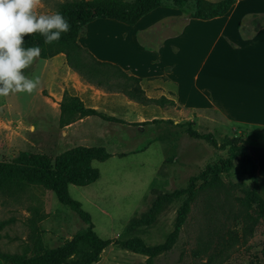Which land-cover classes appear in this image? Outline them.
Returning a JSON list of instances; mask_svg holds the SVG:
<instances>
[{"label": "rangeland", "instance_id": "obj_1", "mask_svg": "<svg viewBox=\"0 0 264 264\" xmlns=\"http://www.w3.org/2000/svg\"><path fill=\"white\" fill-rule=\"evenodd\" d=\"M64 1L68 0H38L37 11L57 12L58 3ZM165 7L152 17L162 18L161 21L143 29L142 41L158 45L162 37L181 33L195 10V1L181 8L168 1ZM253 20L256 19L250 17L245 21L243 32L248 35H252L261 24L258 20L253 23ZM86 27L80 31L81 44L80 36L84 35ZM106 27H112V30L104 29ZM90 28V35H95L105 48L109 45L107 36L124 29L107 22L93 23ZM212 43V39L207 41V47L198 51L192 74L198 62L209 55ZM59 56L64 58L67 67L65 54ZM225 56L224 52V59ZM50 60L38 57L24 70L29 76L39 77V84L32 93H10L0 97V160L12 161L21 151L43 153L54 160L62 152L78 145L105 146L112 156L106 161H93L100 170L99 179L86 186L71 184L69 187L71 196L82 202L83 209L91 216L93 229L103 239L126 240L138 236L152 246L165 243L175 229L178 209L185 196L161 203L154 219H150L157 197H171L169 194L175 190L188 187L191 177L198 176L209 165L222 167V185L212 191L199 192L178 239L169 250L150 258L111 243L92 264H205L210 253L222 248L224 254L216 257L215 264H264V218L249 229L239 204V198L252 188V182L243 171L239 158H233L231 165L227 166L228 147H220L228 138L243 137L241 126L226 123L219 112H185L174 103L163 107L157 104L142 107L144 104L139 103L135 110L138 122L152 116L171 121L128 125L113 120L110 109L106 107V110L93 108L97 113L84 115L63 126L60 114L65 93L62 87L65 70L59 62ZM210 60L211 57L208 68ZM79 76L84 84H90ZM143 83L141 80L142 88ZM153 89L158 90L152 86L151 92ZM78 96L87 106L82 96ZM188 128L202 133L212 132L219 146L190 136ZM201 183L197 180L195 185L199 187ZM259 192L264 197V192L260 189ZM34 207L48 213L37 224L43 243L49 249L68 244L89 227L77 211L59 201L54 191L31 185L18 198L0 194L1 251L21 253L32 243L30 224ZM205 244V251L197 256V251L205 248ZM78 249L75 254L67 255L65 260L74 262L88 257L87 245L81 242ZM221 258L225 259L220 262ZM0 264H5L2 257Z\"/></svg>", "mask_w": 264, "mask_h": 264}, {"label": "trees", "instance_id": "obj_2", "mask_svg": "<svg viewBox=\"0 0 264 264\" xmlns=\"http://www.w3.org/2000/svg\"><path fill=\"white\" fill-rule=\"evenodd\" d=\"M171 1L176 7H184L192 0H68L58 3L57 11L62 13L70 23V30L62 33L61 39L51 44H44L43 37L39 33L35 37H26L25 46L38 44L41 47L40 58L48 59L58 54H65L68 65L79 73L88 83L104 89L108 92L124 93L129 99L148 105L157 104L161 107L167 103H174L165 96L150 98L141 87V78L128 74L117 63L98 59L87 47L79 42L82 28L88 23L98 19H115L127 25L137 24L148 13L163 7ZM195 10L191 17L209 20L227 14L238 0H194ZM97 113L95 109L85 106L78 95L65 91L61 102L60 124L65 126L73 123L84 115ZM118 122H126L123 119L112 117ZM159 121H171L169 119L154 118L136 124H144ZM187 133L198 139H205L217 147L218 141L212 132L202 133L188 128ZM220 147H228L230 156L228 165L233 158H239L243 163V171L252 182V188L242 198L239 204L244 210V222L249 229H253L264 218V197L260 194L257 158L249 153L242 136L236 135L225 140ZM112 156L105 146L78 145L59 154L54 160L43 153L21 151L12 161L0 160V194L9 197H21L29 186L38 185L55 192L59 201L77 211L86 222L89 223L87 231L68 244L49 249L44 243L37 222L44 220L48 213L40 212L41 209H32L31 240L23 252H5L0 250L5 264H92L97 261L100 253L111 243L120 244L124 248L149 255L153 258L167 250L176 242L191 211L193 201L199 192L212 191L222 185L219 165H209L201 174L190 179L188 187L175 190L168 195L159 196L153 203L150 219H154L161 203L174 197L179 199L185 196L179 206L176 226L167 241L159 245H149L141 237H132L126 240L103 239L95 232L90 214L83 209L82 202L74 199L69 187L71 184L78 186L89 185L100 177V170L93 165V161H106ZM211 175V178H209ZM201 180L200 186L195 182ZM40 210V211H39ZM3 221L2 223H6ZM83 242L87 245L88 257L74 262H67V255L79 251L78 245ZM205 248H200L196 255H200ZM223 251V252H222ZM264 255V246L262 248ZM224 254L223 248L216 253H210L205 264H215L216 257ZM225 258H221L220 262Z\"/></svg>", "mask_w": 264, "mask_h": 264}, {"label": "crops", "instance_id": "obj_3", "mask_svg": "<svg viewBox=\"0 0 264 264\" xmlns=\"http://www.w3.org/2000/svg\"><path fill=\"white\" fill-rule=\"evenodd\" d=\"M164 8L148 13L135 25L115 19L90 22L80 36L82 45L98 59L117 63L141 78L148 97L165 96L185 112L216 111L226 123L241 126L249 153L258 160L259 186L264 192V0H238L227 14L209 20L190 17L181 33L162 37L158 45L142 41L143 29L158 24L162 18L152 17ZM250 17L261 22L252 35L243 32L245 21ZM105 22L124 27L107 36L106 48L98 43L95 35H90L93 23ZM104 29L112 30V27ZM211 39L214 43L210 44L209 55L198 62L192 74L195 56ZM59 55L50 61L56 60L65 70L64 92L80 94L88 107L109 108L110 115L125 120L128 125L139 121L135 113L140 106L138 102L123 93L84 84L76 71L68 64L65 67L64 58ZM152 86L158 90L151 92ZM154 117L158 116L144 119Z\"/></svg>", "mask_w": 264, "mask_h": 264}, {"label": "clouds", "instance_id": "obj_4", "mask_svg": "<svg viewBox=\"0 0 264 264\" xmlns=\"http://www.w3.org/2000/svg\"><path fill=\"white\" fill-rule=\"evenodd\" d=\"M38 0H0V97L10 93H32L38 76L25 73L41 55L38 44L25 46V38L39 33L44 44L61 39L70 30L60 12L39 13Z\"/></svg>", "mask_w": 264, "mask_h": 264}]
</instances>
